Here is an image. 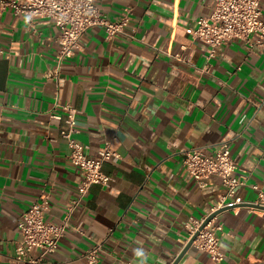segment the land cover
<instances>
[{
    "label": "crops",
    "instance_id": "0c3cea01",
    "mask_svg": "<svg viewBox=\"0 0 264 264\" xmlns=\"http://www.w3.org/2000/svg\"><path fill=\"white\" fill-rule=\"evenodd\" d=\"M95 4L112 22L132 8L126 31L135 39L91 28L59 71L55 23L0 15V264H22V213L47 196L46 219L58 224L77 196L82 177L68 161L62 106L78 110L74 137L89 157L107 140L119 157L103 168L111 184L92 186L72 213L55 263L84 264L101 245L99 264H173L189 242L188 220L207 218L225 193L221 179L199 186L189 175L191 148L228 142L246 182L238 196L255 201L251 185L264 190V50L234 40L208 59L211 48L189 31L213 0ZM262 8L264 18V0ZM217 221L224 260L192 246L179 264H264V208L240 205Z\"/></svg>",
    "mask_w": 264,
    "mask_h": 264
},
{
    "label": "built area",
    "instance_id": "2783aa9c",
    "mask_svg": "<svg viewBox=\"0 0 264 264\" xmlns=\"http://www.w3.org/2000/svg\"><path fill=\"white\" fill-rule=\"evenodd\" d=\"M95 1L0 0V15L11 12L17 16H23L31 27L35 26L38 19H47L55 23L60 29L57 38L60 50L56 57V71H59L63 62L73 57L82 48V38L91 28L102 27L108 40L118 35L135 39L134 34L126 31L132 18V8H127L119 21L112 22L96 6ZM189 34L211 48L208 59L215 56L219 47L234 40L244 42L249 49L264 50L262 0H213L211 14L200 17L196 27L191 29ZM62 110L66 115L65 122L68 126V129L61 131V136L67 141L70 149L68 161L79 169L82 179L77 196L72 200L61 223L57 224L46 219L49 211L47 196L20 215L18 227L22 240L17 247L16 259L22 264H58L49 258L65 236L72 213L82 204L92 186L111 184L113 179L105 174L103 168L105 163L119 157V154L113 150L110 140L105 141L97 156L89 157L86 153L89 147L74 137L77 132L78 110L69 105L62 106ZM53 117L61 119L60 115H53ZM183 154L184 166L199 186H204L205 182L211 178H219L225 187V193L220 196L212 214L224 208L235 209L240 205H246L250 210L264 208V190L259 185H251L257 193L255 201H247L238 196L237 188L246 185V182L244 178L241 179L235 175L238 163L231 154L228 142L221 143L212 152H208L203 147H195L184 151ZM207 218L188 220L185 226L188 241L196 236L192 246L207 253L214 262L220 263L225 258L220 243L224 226L215 216L202 228ZM101 250V245L87 250L84 254V264H99Z\"/></svg>",
    "mask_w": 264,
    "mask_h": 264
},
{
    "label": "water",
    "instance_id": "95a60500",
    "mask_svg": "<svg viewBox=\"0 0 264 264\" xmlns=\"http://www.w3.org/2000/svg\"><path fill=\"white\" fill-rule=\"evenodd\" d=\"M226 210H230V208H224V209L218 210L217 212L211 214V215L206 219V221L204 222L202 228H204V227L207 225V223H208L212 218H214L215 216H217L218 214H220V213H222V212H224V211H226ZM195 237H196V236H195ZM195 237H194L193 239H191V240L188 242L187 246L184 248V250H183V252L181 253V255L175 260V262H174L173 264H179L181 258L184 256V254H186V253L188 252V250L192 247V243H193V241L195 240Z\"/></svg>",
    "mask_w": 264,
    "mask_h": 264
}]
</instances>
